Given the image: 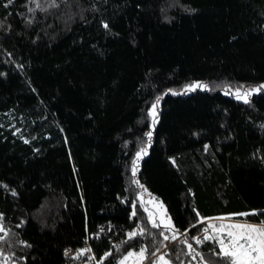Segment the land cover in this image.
I'll list each match as a JSON object with an SVG mask.
<instances>
[{
    "label": "trees",
    "instance_id": "obj_1",
    "mask_svg": "<svg viewBox=\"0 0 264 264\" xmlns=\"http://www.w3.org/2000/svg\"><path fill=\"white\" fill-rule=\"evenodd\" d=\"M262 81L264 0H0V264H78L64 252L87 243L101 264H228L193 238L264 223V90L222 92Z\"/></svg>",
    "mask_w": 264,
    "mask_h": 264
},
{
    "label": "rangeland",
    "instance_id": "obj_2",
    "mask_svg": "<svg viewBox=\"0 0 264 264\" xmlns=\"http://www.w3.org/2000/svg\"><path fill=\"white\" fill-rule=\"evenodd\" d=\"M261 85H264V81L251 84V85H243L241 87L229 88L228 90H222V92L238 99L237 90H239V95L245 96L246 94V99L247 101H249L253 97V95L264 90L260 88ZM208 88H209L208 83L204 81H193L189 84H186L182 89L174 93L189 94L196 90H207ZM254 89H258V90L253 91ZM239 100L245 101L244 99H239ZM157 114H158V106H156L154 110L152 107V117H153L152 125L157 118ZM149 145H150V140L145 144V146L139 152H137L140 155L139 157L137 156V154L135 156V159L133 162V173H135L136 169L138 168L140 161L147 155L148 150H149ZM0 188L4 192L11 191V189L1 181H0ZM138 197L143 202L147 213L149 214L150 218L154 221V223L165 226V227L172 226L171 220L166 215L164 204L159 198H157L155 195L150 194L147 190L142 188L140 185H139ZM205 222L207 223L208 228L212 230L210 234H216V236H218V239H225V241L227 237L224 238V236H226L227 231L229 230L235 231L234 229H228L226 227L227 225H230V224H250V225H257V226L261 225V224H256V223H242V222L240 223L239 219H237L236 217L214 218L211 220H207ZM210 225H215V227L214 228L210 227ZM222 225L225 227L221 228ZM131 257H132L131 264H141L143 261V256H140L139 253H133ZM155 264H165V260L164 259L161 260L159 257L158 261Z\"/></svg>",
    "mask_w": 264,
    "mask_h": 264
},
{
    "label": "snow or ice",
    "instance_id": "obj_3",
    "mask_svg": "<svg viewBox=\"0 0 264 264\" xmlns=\"http://www.w3.org/2000/svg\"><path fill=\"white\" fill-rule=\"evenodd\" d=\"M12 0H9L11 3ZM107 27V25H105ZM261 89H264V85L260 86ZM258 89H254L256 91ZM237 98L244 99L247 103L246 94L245 96L239 95V90H237ZM156 105H153V110L155 109ZM154 114V112H153ZM149 137L151 133L147 134ZM207 147V146H206ZM139 153L137 156L139 157ZM256 214V213H251ZM240 215H249V213H243ZM160 225L153 223V227H159ZM210 227H215V225H210ZM225 226H221L224 228ZM228 229H234L235 231L229 230L226 233V241L225 239H219L217 243L220 245V254L226 258L228 264H264V223L261 225H250V224H230L226 226ZM207 231V229H205ZM140 234H143V230H141ZM136 232H132L129 234V238L136 236ZM168 239L167 236L164 237ZM175 239V237H172ZM196 239L197 243H201L202 240L198 238ZM214 239L211 236H204L203 240H210ZM191 248V245H188ZM144 249H141L139 255L143 256ZM107 255V254H106ZM129 256H132L133 253H129ZM127 259V257L125 258ZM163 260V257H160ZM123 264V262H121ZM165 264L167 262L165 261Z\"/></svg>",
    "mask_w": 264,
    "mask_h": 264
},
{
    "label": "built area",
    "instance_id": "obj_4",
    "mask_svg": "<svg viewBox=\"0 0 264 264\" xmlns=\"http://www.w3.org/2000/svg\"><path fill=\"white\" fill-rule=\"evenodd\" d=\"M108 226H104V225H99L97 227L96 230V234L95 237L98 236H108L107 238H109V240L112 242V245H117L118 244V233L120 234V232L118 231V229L116 228V226H113L111 224H106ZM110 228L114 231V234H110ZM212 230L207 228V231H204L199 237L198 239L203 240L204 236H211ZM110 234V236H109ZM121 235V234H120ZM127 236H129V233H127ZM64 257L66 259H70V260H74L76 261L78 264H101L100 260L97 258V256L95 255V252L93 250V248L91 247L90 244H85L84 246L80 247V248H76V249H66L64 252ZM127 257V259H125ZM5 261H8L7 259H5ZM132 261V257L129 256L128 254L126 256H124V258L121 260V262H123V264H131ZM121 262L119 264H121Z\"/></svg>",
    "mask_w": 264,
    "mask_h": 264
},
{
    "label": "crops",
    "instance_id": "obj_5",
    "mask_svg": "<svg viewBox=\"0 0 264 264\" xmlns=\"http://www.w3.org/2000/svg\"><path fill=\"white\" fill-rule=\"evenodd\" d=\"M240 223H253V222H249V221H245V220H242V219H239ZM256 224H261V223H256ZM224 238H226V236H224Z\"/></svg>",
    "mask_w": 264,
    "mask_h": 264
}]
</instances>
